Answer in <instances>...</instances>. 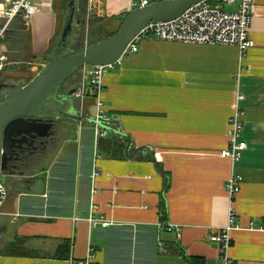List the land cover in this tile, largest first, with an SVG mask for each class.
Wrapping results in <instances>:
<instances>
[{
	"label": "crops",
	"instance_id": "0c3cea01",
	"mask_svg": "<svg viewBox=\"0 0 264 264\" xmlns=\"http://www.w3.org/2000/svg\"><path fill=\"white\" fill-rule=\"evenodd\" d=\"M134 1L78 0L76 14L86 3L99 27L119 28ZM69 2L38 0L33 18L23 22L22 43L1 44L4 53L25 50L29 66L43 68ZM225 10L235 12L237 4ZM250 39L245 59L236 47L142 40L137 53L105 75L100 93L105 114L122 133L105 139L119 136L126 146L123 159L98 154L94 214L113 225L88 221L94 127L65 123L61 141L32 175L45 180L43 195L2 183L9 197L0 218V264L89 258L93 264H189L180 249L204 264H220L209 238L228 223L232 202L225 184L233 173L243 183L233 203L238 228L229 255L236 264H264V0H254ZM240 94L248 148L233 165L220 154ZM89 95L80 102L94 118L96 100ZM64 241L70 242L67 259L56 258Z\"/></svg>",
	"mask_w": 264,
	"mask_h": 264
},
{
	"label": "water",
	"instance_id": "95a60500",
	"mask_svg": "<svg viewBox=\"0 0 264 264\" xmlns=\"http://www.w3.org/2000/svg\"><path fill=\"white\" fill-rule=\"evenodd\" d=\"M77 1L70 0L64 28L43 69L28 84L12 86L14 92L0 99V183L8 181L17 187L22 184L30 186L31 192L38 196L45 192V180L33 178L35 172L27 176L20 167L21 163L25 168L31 167L30 163L22 162L19 158L28 141H49L60 126L58 122L64 119L86 126L97 125L110 134L122 135L114 126L97 122L86 113L82 114L77 97L81 88L79 86L64 94L63 89L68 82L82 68L106 66L121 59L128 45L150 23L175 20L204 0L164 1L136 9L124 18L112 36L86 46L81 52L62 57L74 31L75 21L79 24L78 19L87 14L86 3L79 10V15L76 14ZM83 22L86 23V20ZM80 104L83 109L82 102ZM127 139L129 149L131 144Z\"/></svg>",
	"mask_w": 264,
	"mask_h": 264
},
{
	"label": "built area",
	"instance_id": "2783aa9c",
	"mask_svg": "<svg viewBox=\"0 0 264 264\" xmlns=\"http://www.w3.org/2000/svg\"><path fill=\"white\" fill-rule=\"evenodd\" d=\"M37 1L0 0V19L2 20L0 23V75L11 65L2 49V41L15 20L29 21L33 18L37 11ZM164 1L176 0H135L131 5L129 13L136 9L146 8L151 4ZM253 3L254 0H204L188 9L175 20L150 23L128 45L121 59L110 65L85 67L83 69V81L80 86L81 90L77 94L78 99L83 100L86 92L90 90L96 100L94 119L97 122L114 126L112 119L105 114L104 106L100 99L104 77L109 70L115 69L116 66H122L123 58L137 53L139 44L144 39L155 38L165 42L236 47L240 51L241 58L245 59L253 45L250 39ZM236 4L237 10L235 12L225 10V6H234ZM129 13H126V15ZM244 99V96L241 94L237 97L234 114L230 118L228 125V147L220 154L222 159L229 160L233 165L241 161L243 153L248 148L247 143L243 140L244 118L246 116V112L242 106ZM94 135V164L90 177L92 187L88 221L92 227L108 228L113 224L103 218H98L94 214L98 209L94 202V195L97 193L96 181L101 175V170L97 165L100 158L97 151L98 142L102 138H107L109 133L95 125ZM242 183L243 178L235 173L227 180L225 190L232 202L228 223L225 227L213 232L209 238L210 242L218 248L220 264H236L229 253L234 244L232 232L238 228L237 215L233 203L241 191ZM8 197L9 193L6 187L0 183V218L4 215L2 209ZM81 264L93 263L91 258H89Z\"/></svg>",
	"mask_w": 264,
	"mask_h": 264
},
{
	"label": "rangeland",
	"instance_id": "374dc122",
	"mask_svg": "<svg viewBox=\"0 0 264 264\" xmlns=\"http://www.w3.org/2000/svg\"><path fill=\"white\" fill-rule=\"evenodd\" d=\"M80 19H82V17ZM85 20L86 22H88L86 25L77 24V20L75 21L74 31L69 37L68 47L62 54L63 57H66L68 56V54L75 52L76 50H73L74 46H76L75 49L80 50V49H84L86 46H89L90 44H97L101 42L103 39H105L106 37L110 36L118 28L117 24L115 23L109 24V26L104 29L103 27H99L102 25H97L96 24L97 22L91 18V15L89 18L88 12L85 15ZM41 69L43 68L39 67V70H34L33 68L26 67L25 71L28 72L27 74H24L23 69H21V67L19 66H17L11 71L7 69L3 74L0 75V80L2 81V84L4 85V91L1 92L0 99L3 100L14 92L15 88H13L12 86L21 87V86L28 84L33 78L37 76V74L39 73V71H41ZM109 71H112V70H109ZM80 78L82 79V73L77 74L72 80L68 82V84L63 89V93L67 94L70 91L71 85L75 84L74 82ZM79 86H81V84ZM80 103L81 102L79 100L78 107L81 113L83 114L85 113L84 108L83 109L81 108ZM85 132H86L87 139H89L90 131L88 130ZM103 139L105 138H102L101 142L103 141ZM98 154L99 155L103 154L101 149L100 150L98 149Z\"/></svg>",
	"mask_w": 264,
	"mask_h": 264
},
{
	"label": "trees",
	"instance_id": "16d2710c",
	"mask_svg": "<svg viewBox=\"0 0 264 264\" xmlns=\"http://www.w3.org/2000/svg\"><path fill=\"white\" fill-rule=\"evenodd\" d=\"M23 22H24L23 20L17 19V20H15L12 23V25L9 27V29H8V31L6 33V36H5L4 40L2 41V45L7 46L8 45V41L11 42L12 40L14 41L15 39L19 40L22 43V40H23L22 37L24 36V29H25L24 28L25 27V24ZM115 33H112L110 36H112ZM105 39H103V40H105ZM57 43H58V41L56 42V44ZM90 45H92V44H90ZM73 48H74L73 50H76V51L73 52V53H71V54H68V55H73V54H76V53L81 52L83 50V49H80V50L75 49L76 46H74ZM6 54H7L6 56L9 59V62L11 63V65L8 67V69L11 68V67L12 68H16L17 66H19V67H21V69H23V72H25V68L26 67L31 68L29 66V62H30L29 59L31 58V55H29L25 50L22 52V54L20 56H14L11 53L9 54L8 51H7ZM26 55H28V59H25V56ZM50 55H51V53L45 56L46 63L49 61ZM83 69L84 68H82L77 73V74L82 73V79L81 78L80 79H77L74 82L75 84H73V85H75V86L78 85V87H79V85L82 84V81H83ZM73 85H71V87ZM89 97L92 98V99H95V96L93 94L92 95H89ZM126 141L127 140H124V142H126ZM125 147H126L125 146V143H123V140L119 136L111 137V138H108V139H103L102 142L100 140L99 141V144H98V149L99 150L101 149L102 153L106 157L113 158V159H123L124 158V150H125ZM40 162H42V160H40ZM25 186H27V185H25ZM69 245H70V242L69 241H64L62 243L60 249L58 250V252H59L58 254L59 255H57L56 258H59V259H67V256H68L67 254L70 251V246ZM64 253H66V254H64ZM180 254L184 258H186V260L188 261L189 264H204L203 259H201V258H194V257H188L181 249H180Z\"/></svg>",
	"mask_w": 264,
	"mask_h": 264
},
{
	"label": "flooded vegetation",
	"instance_id": "af4514ba",
	"mask_svg": "<svg viewBox=\"0 0 264 264\" xmlns=\"http://www.w3.org/2000/svg\"><path fill=\"white\" fill-rule=\"evenodd\" d=\"M83 19H79L80 25H86L83 21L85 20V16H81ZM7 87V86H6ZM78 86L73 85L70 87V90L77 88ZM4 91V85L2 84V81L0 80V94ZM7 94V93H6ZM84 114V113H83ZM70 124L72 126H77L79 123L75 121H68L67 119H64V121L58 122V126L56 130L54 131V134L52 137H50L49 141L44 140H34L28 141L23 147V153L19 154V158L22 162L25 161V163H30L31 167H24L23 163H21L20 167L22 170H25L26 175H32L38 167L42 164L41 162H37L39 159H45L47 156L54 151L56 144H58L62 139V133L65 129L66 124ZM85 125V124H83ZM59 129V131H58Z\"/></svg>",
	"mask_w": 264,
	"mask_h": 264
}]
</instances>
